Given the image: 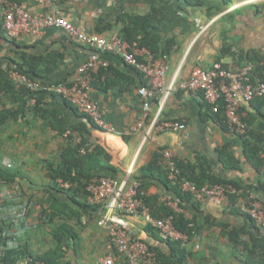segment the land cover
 <instances>
[{"label": "crops", "instance_id": "1", "mask_svg": "<svg viewBox=\"0 0 264 264\" xmlns=\"http://www.w3.org/2000/svg\"><path fill=\"white\" fill-rule=\"evenodd\" d=\"M16 1L31 12L60 9L67 19L104 35L118 33L128 23L127 16L151 13L159 40L172 39L167 45L168 51L163 53L167 59V83L187 78L196 65L209 67L219 59L226 67H236L249 57L253 59L255 54L264 55L261 50L264 0H201L200 3L186 0ZM223 46L227 51L221 55ZM87 50L86 44L54 26L45 28L38 35L5 39L0 11V59L7 67L19 68L17 63L21 62V53L31 56L61 53V59H57L52 70L43 73L45 64L39 61L37 70L41 75L31 77L47 82L64 81L74 75ZM104 55L109 64L94 74L90 96L98 103L103 118L113 130L96 127L72 103L54 92L42 93L40 107L43 114L34 110L35 104H29L16 120L8 119L0 125V164L3 157L12 161L13 166L9 169L14 178L8 185L18 182L29 197L32 195L30 216L36 221L34 229L27 234L17 239L6 238L5 243L0 244V253L20 245L38 254L53 246L52 230L60 220L49 222L40 215L51 194L78 211V217L68 218L73 236L64 247L62 260L71 264H94L98 256L110 250L106 230L100 225L95 209H81L62 191L53 189L52 168L61 162L60 155L72 141L73 133H78L71 129L82 121L86 125V129H82L86 144L89 147L99 145L109 154V159L96 168L98 173L122 177L129 172L130 178H138L158 148L170 146L182 162L197 164L202 158L203 166H208L216 176L235 180L242 186L249 185L248 190L240 188L220 204L198 199L195 200L197 209L188 207L190 217L196 216L198 229L181 246L179 264H264V227L256 225L244 210L248 191L264 200V190L260 186V183L264 184V105L255 106L251 100L242 107L247 129L238 134L220 124L199 91L176 89L170 92L161 107L153 98L151 115H157L160 121L182 122L183 128L154 131L146 137L143 127L126 133L139 116L141 104L137 88L142 78L117 56ZM253 63L255 72H261L264 77V60ZM15 106L16 102L0 94V108ZM50 119L66 130L58 132L50 126ZM245 141L259 147L258 168L244 153ZM220 150L236 159L235 166L221 161ZM165 190L158 171H154L153 179L146 185L147 195L157 197ZM127 219L139 236H149L147 225L140 218L128 216ZM232 230H236L234 238L229 234ZM161 246L165 249L164 244ZM0 264L6 263L0 260Z\"/></svg>", "mask_w": 264, "mask_h": 264}, {"label": "built area", "instance_id": "2", "mask_svg": "<svg viewBox=\"0 0 264 264\" xmlns=\"http://www.w3.org/2000/svg\"><path fill=\"white\" fill-rule=\"evenodd\" d=\"M264 11V6L262 8ZM1 26L5 39H18L28 34L38 35L48 27L64 30L70 38L87 45L85 58L76 66L74 75L64 81H41L20 71L14 65L3 67L8 76L24 86L27 90L37 92H54L72 103L80 112L89 117L101 129L111 131L113 126L105 121L98 103L90 96L91 82L94 74L109 64L104 54L111 53L123 63L134 68L141 75L142 82L137 88L140 97V112L137 120L131 124L126 133L143 127L145 137L151 132L181 129L184 123L177 120H159L151 115V101L157 99L161 107L171 91L176 89L200 92L208 103L211 112L221 111L224 122L230 132L243 134L247 129L242 107L255 98L264 99V80L254 74L255 64L246 61L236 67H226L215 60L209 67L196 65L190 75L180 81L166 82L167 59L165 54L154 56L146 47L130 43L117 32L104 35L89 30L65 17L60 9L53 11L31 12L15 0H0ZM264 53V44L261 47ZM33 95L26 105L35 104ZM72 141L81 143V136L73 133ZM81 153L85 147H79ZM159 161L162 163L167 179L177 185L181 192L190 193L194 200L208 199L214 204L227 200L237 189L232 183H204L197 185L181 174L177 164L178 158L172 147L158 148ZM1 165L13 166L12 161L3 157ZM56 183L69 188L71 183L61 177ZM5 185L7 182L1 181ZM86 201L94 206L100 225L106 230L110 250L96 258L94 264H163L157 257L158 240L152 235L141 237L131 227L127 217L140 218L144 224L154 228L164 239L176 241L181 246L189 240V235L178 229L174 223V214L181 213L190 218L186 201L172 192L160 193L155 202L171 210L170 213L155 216L146 202V190L141 188L138 178H130L129 172L122 177L99 175L89 178L85 185ZM244 210L258 226L264 227V200L252 191H248ZM29 202L20 191L3 193L0 189V224L4 225L2 235L17 239L36 226L28 217ZM15 264H46L29 256L22 257Z\"/></svg>", "mask_w": 264, "mask_h": 264}, {"label": "trees", "instance_id": "3", "mask_svg": "<svg viewBox=\"0 0 264 264\" xmlns=\"http://www.w3.org/2000/svg\"><path fill=\"white\" fill-rule=\"evenodd\" d=\"M186 1L191 3H200L201 0ZM127 22L128 23L122 26L118 32L122 38L126 39L130 43L146 47L151 53H153L154 56H158V54H163L168 51L167 45L172 39H166L165 41L159 40L158 35L154 32L153 15L151 13L145 15L127 16ZM226 51L227 48L223 46L220 50V54L222 55ZM254 56L255 57L253 59L249 57V60L257 62L262 61V59L264 60V55L262 54H255ZM61 57V53H49L45 56H31L27 53H21V62H18L17 65L19 67L18 69L27 75L40 76L41 74L39 70H37V63L39 61L44 62L45 66L43 73H47L52 70V68L57 63V59H61ZM2 62L3 60L0 59V94L7 95L11 101L16 102V106L0 108V125H2L8 119L16 120L20 114H23L27 108V99L33 95L36 97V101L35 105L32 107L35 111H40L41 114H43V109L40 107V102L43 95L42 92L34 93L27 90L24 86L17 85V83L11 80L7 75L6 68L3 67ZM102 69H104V67ZM102 69L100 70L102 71ZM255 71L256 69L254 68V74L264 80L262 73H256ZM251 102H255V106L264 105L263 98H255ZM82 115L91 121L89 117L84 114ZM214 115L220 124L227 129L226 123L224 122L225 118L222 112H214ZM243 119L245 121L247 120L246 118ZM48 122L50 126L54 129L56 128L58 132H64L66 130L62 127H57L55 124H53L51 119ZM74 127L71 130L78 131L81 136V143L74 145L72 141H70L69 145L66 146L62 151L60 155L61 162L58 163L56 168H52L51 176L54 185L53 189L62 191L70 198L71 201L78 204L79 208L81 209L94 208L93 205L87 203L86 201L87 192L85 190V185L89 178L93 176L107 175L96 172V168L100 167L104 160L107 161L109 159V154L99 145H93V147H89L86 144V138L82 132V129H86L85 122L81 121ZM71 130L68 131L69 140L71 139ZM81 145L85 147V152L83 153L79 151V147ZM258 149L259 147H254L246 141L243 142L244 153L248 159L252 160L253 162L255 161L254 165L256 168H258L260 164ZM220 157L224 164L229 163L235 166L236 159L230 156L226 151L220 150ZM158 161L159 153L156 152L153 154L151 160L146 165H144V171L138 177V179L141 181V188L146 190V185L150 182V179H153L154 171H158L159 178L166 187L165 191L172 192L183 198L186 201L187 208L191 206L194 209H197L198 204L195 203L196 201L193 199L191 194L181 192L177 185L172 184L167 179L164 167H162ZM203 162L204 159L202 158L197 162V164L182 162L178 159L177 164L181 170V174L197 185H202L204 183L214 184L229 182L232 183L237 189H249V185L242 186L235 180L216 176L210 172L208 166H203ZM196 168H198V170ZM57 177L68 180L71 183L70 187H59L55 181ZM13 178L14 173L11 171V169L0 164V180L9 183L13 180ZM260 186L264 190V184L260 183ZM49 199V203L46 207H43V209L40 211V215L43 220L49 222H53L54 219L60 220L59 222H56L52 230L53 246L38 254H34L28 248L22 247L20 245L9 247L3 249V251L0 253V260L2 262L6 264H15L18 259L29 256L33 259L41 260L46 264H71L69 261L62 260V258L64 247L67 245L69 238L73 236L71 233L72 226L69 224L68 218L73 215L78 217V211L69 206L66 202L62 201L57 195L51 194ZM155 199L156 197L153 195H147L145 197L146 202L150 204L155 216H162L171 212L170 209L157 205ZM197 222L198 221L195 215H192L190 218H185L181 213L174 214V223L176 227L186 232L189 237H191L198 229ZM4 225V223L0 224V244L5 243L7 238L2 235ZM146 230L150 235L154 236V238L160 242V245L156 247L158 259L163 264H179L182 256L181 245L176 241L162 238L160 234L149 225H147ZM234 233H236V230L229 231L231 238L234 236ZM161 244L165 245V249L162 248Z\"/></svg>", "mask_w": 264, "mask_h": 264}, {"label": "rangeland", "instance_id": "4", "mask_svg": "<svg viewBox=\"0 0 264 264\" xmlns=\"http://www.w3.org/2000/svg\"><path fill=\"white\" fill-rule=\"evenodd\" d=\"M0 189L1 191L5 194L6 192L9 193V192H17V191H20L22 193V195L24 197L27 198L28 202H29V210H28V217L30 219V222L34 225L36 224V221L34 219L31 218L30 216V209H31V199H32V195L29 197L28 196V193H26V191L24 190V187L22 184H19L18 182L16 184H13L12 185H5L3 183H0ZM34 229V228H33ZM32 229V230H33Z\"/></svg>", "mask_w": 264, "mask_h": 264}]
</instances>
